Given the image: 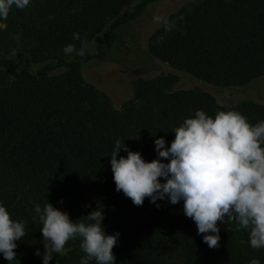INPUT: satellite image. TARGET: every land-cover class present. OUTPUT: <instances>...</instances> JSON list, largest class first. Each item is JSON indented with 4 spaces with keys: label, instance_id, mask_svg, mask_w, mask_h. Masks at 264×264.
Listing matches in <instances>:
<instances>
[{
    "label": "trees",
    "instance_id": "trees-1",
    "mask_svg": "<svg viewBox=\"0 0 264 264\" xmlns=\"http://www.w3.org/2000/svg\"><path fill=\"white\" fill-rule=\"evenodd\" d=\"M157 1L31 0L0 21V203L25 222L12 264H42L33 205L46 199L72 220L102 204L106 234L119 233L116 264H248L252 257L264 264V249H251L236 224L218 225V246L209 248L182 201L145 198L136 206L115 190L109 155L117 138L151 161L154 139L170 142L171 130L196 109L264 120V103L220 105L196 88L172 91L178 77L171 73L137 80L133 98L118 108L85 83L80 64L103 60L118 31ZM171 18L148 45L154 58L221 88L264 80V0H200ZM90 43L93 50L79 55ZM68 44L74 50L66 55ZM65 249L49 264H79V241ZM0 264H8L2 255Z\"/></svg>",
    "mask_w": 264,
    "mask_h": 264
},
{
    "label": "clouds",
    "instance_id": "clouds-1",
    "mask_svg": "<svg viewBox=\"0 0 264 264\" xmlns=\"http://www.w3.org/2000/svg\"><path fill=\"white\" fill-rule=\"evenodd\" d=\"M30 2L0 0V21L7 19L13 7L23 10ZM73 38L79 39L75 33ZM85 47L82 44L79 55H84ZM73 50L72 44L63 48L66 55ZM171 132L170 142L154 139L156 156L151 161L119 138L115 140L109 155L115 190L136 206L145 198L153 204L182 201L183 214L195 223L197 235L209 248L218 246L220 222L245 230L251 249H264V120L250 123L234 109H218L214 115L196 109ZM121 150L126 155L118 158ZM33 212L40 222L44 248L43 253L37 249L34 254L42 264H49L53 254H63L69 240L79 241L83 253L79 264H116L112 249L119 233L106 234L102 204L75 220L47 199L43 207L34 204ZM24 229L25 222L12 219L0 203V255L8 264L16 260L14 249ZM248 264L261 261L252 257Z\"/></svg>",
    "mask_w": 264,
    "mask_h": 264
},
{
    "label": "rangeland",
    "instance_id": "rangeland-1",
    "mask_svg": "<svg viewBox=\"0 0 264 264\" xmlns=\"http://www.w3.org/2000/svg\"><path fill=\"white\" fill-rule=\"evenodd\" d=\"M199 1L158 0L149 5L141 17L118 31L117 41L106 47L103 60L80 64V74L85 83L108 97L115 108L133 98L137 80L168 73L178 77L172 91L196 88L209 93L220 105L241 102L251 106L263 104L264 80L241 87L221 88L173 69L149 53L151 39L168 28L171 17L183 13ZM85 50L91 52L93 43ZM218 225L223 227L224 224L218 222Z\"/></svg>",
    "mask_w": 264,
    "mask_h": 264
}]
</instances>
